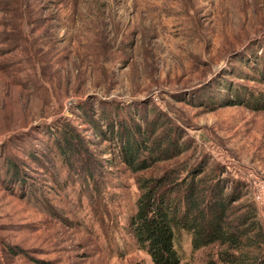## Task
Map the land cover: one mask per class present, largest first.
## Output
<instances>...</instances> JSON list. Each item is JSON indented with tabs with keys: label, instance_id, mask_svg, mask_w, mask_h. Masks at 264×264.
I'll use <instances>...</instances> for the list:
<instances>
[{
	"label": "rangeland",
	"instance_id": "obj_1",
	"mask_svg": "<svg viewBox=\"0 0 264 264\" xmlns=\"http://www.w3.org/2000/svg\"><path fill=\"white\" fill-rule=\"evenodd\" d=\"M154 179L264 230V0H0V264H154L128 233Z\"/></svg>",
	"mask_w": 264,
	"mask_h": 264
},
{
	"label": "trees",
	"instance_id": "obj_2",
	"mask_svg": "<svg viewBox=\"0 0 264 264\" xmlns=\"http://www.w3.org/2000/svg\"><path fill=\"white\" fill-rule=\"evenodd\" d=\"M62 142L70 149L69 140L64 137ZM135 144L139 142L128 146L132 148L128 150L130 164L136 159ZM164 182H144L128 221L131 240L149 253L154 264H181L177 248L181 233L191 236L194 250L212 245L224 248L219 254L223 264H264V230L256 215L250 227L240 228L229 221V196H223L218 187L191 181L181 192L176 187L167 189ZM244 250H248L245 256Z\"/></svg>",
	"mask_w": 264,
	"mask_h": 264
}]
</instances>
